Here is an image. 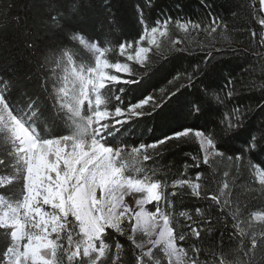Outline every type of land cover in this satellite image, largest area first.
<instances>
[{"label": "trees", "instance_id": "obj_1", "mask_svg": "<svg viewBox=\"0 0 264 264\" xmlns=\"http://www.w3.org/2000/svg\"><path fill=\"white\" fill-rule=\"evenodd\" d=\"M55 3V10L50 12L43 0H0V88H3L10 105L26 108L29 98L36 100L38 107L42 106L38 122L42 135L46 124L54 126V135L63 134L64 125L55 119L52 101L48 99V93L57 83L50 79L53 69L60 72L55 68V53L49 60L51 66L39 68L37 72L40 64L45 63L46 49L68 48L74 60L91 66L95 61L94 49L72 41L69 33L79 32L89 43H98L100 48L113 44L118 48L121 43L127 45L131 42L128 54H133L137 42L144 36L145 25L150 30L151 26L158 27L157 21L163 24L171 19L173 23L169 25L168 35L160 40V52L153 47L147 54L151 61L147 75L136 77L141 80L140 84L115 88L116 94H120V87L127 89L122 94L125 107L153 96V101L144 109L151 110L152 116L140 118L143 120L134 122L135 126L126 125L125 131L131 128V132L123 142L133 146L141 142L151 143L186 130L203 132L207 139L215 137V150L222 151L224 156L210 155L208 164L204 163L205 151L200 139L194 136L177 145L169 142L160 155L148 162V174L152 175V170L157 169L153 179L169 187L164 190V199L150 204L147 210L155 213L159 204V209L170 216V226L177 238L181 233L186 234L185 240L177 239L176 244L188 251L191 259L204 264L219 260L220 254L234 245L233 237L237 235L232 227L237 222L232 213L237 208L242 209L240 219H243L248 210L264 207V200L252 199L245 192L248 184L258 187L249 161L264 172V146L258 151L249 149L253 135L264 132V61L261 59L264 44L261 43V26L253 15L256 12L264 17V12L257 11L259 0H152L149 7L146 6L147 0H92V6L82 8L79 13H70L69 0H55ZM245 3L248 8L244 7ZM60 12L63 15L52 20L53 15ZM140 12H143L144 24L140 22ZM177 20L181 23L191 21L200 27L193 29L189 26L188 31L183 32L175 27ZM177 40L181 43L174 44ZM176 48L187 50L176 51ZM108 58L111 62L119 60L144 72L139 64L128 61L118 52L111 53ZM122 78L129 77L122 75ZM8 81L13 82L12 87H5ZM229 90L231 96L227 94ZM104 91L112 94L108 89ZM173 91L176 92L174 96L171 95ZM204 92H208L210 98ZM118 103L114 102L111 107L114 109ZM153 103L160 104V107L153 109ZM196 105L200 106V112H192ZM228 122L244 126L234 132H225ZM148 127L152 128L151 134H148ZM119 136L118 133L109 143L115 145ZM259 143L264 144V139ZM5 156L7 149L0 154V159ZM228 156L233 159L228 160ZM237 156L241 157L240 161L236 160ZM9 172L10 168H3L0 175ZM225 172L229 173L227 177ZM198 173L203 174L200 181L195 179ZM178 179L200 183L201 197L192 196L187 185L171 187ZM224 181L230 182L231 195L227 197L230 203L224 204L225 197H219L220 204H215L209 197L218 195L217 190ZM173 191L175 196L171 195ZM0 195L11 201L19 200V185L0 188ZM197 208L202 209L203 217L196 214ZM185 211L192 220L179 216ZM123 225H128L125 235L107 229L105 240L111 247L98 264H137L141 250L128 239L133 235L128 222ZM192 228L200 231L199 239L190 234ZM134 238L137 243L148 239L142 232L134 234ZM61 242L67 247L66 241ZM9 243L0 238V252H5ZM117 243L121 245L119 252ZM147 247L145 243L144 251ZM162 247L154 246L153 259L149 261L144 257V260L148 264L155 260L168 264ZM193 247L199 249L198 253H193ZM80 259L88 258L81 256Z\"/></svg>", "mask_w": 264, "mask_h": 264}, {"label": "clouds", "instance_id": "obj_2", "mask_svg": "<svg viewBox=\"0 0 264 264\" xmlns=\"http://www.w3.org/2000/svg\"><path fill=\"white\" fill-rule=\"evenodd\" d=\"M43 3L50 12L56 8L55 0H43ZM68 6L70 13H79L82 8H90L92 0H69ZM259 12H264V0H260ZM62 15L63 12L57 13L52 20ZM253 15L261 26V43L264 44V18L256 12ZM45 23L49 24V21ZM170 23L171 19L163 25L157 21L158 27L153 28L150 33L145 29L141 41L147 37L149 44L155 45L159 53L162 45L158 38L168 35ZM176 26L183 32H187L189 26L199 27L191 21L181 23L179 20ZM161 27L164 31H161ZM212 31L215 32L216 28ZM69 35L79 45H82L81 40L88 42L79 32ZM255 35L254 32L253 36ZM174 43L178 44L179 40ZM89 44L99 48L91 66L74 60L68 48H60L46 49L45 63L37 68L38 72L39 68L50 67L49 60L55 53V68L60 69V72L53 69L50 79H55L57 83L48 93V99L52 101L55 119L64 125L65 131L61 135L53 134L54 126L51 124L45 125L42 135L38 124L42 106L37 107L36 100L29 98L26 108H18L22 110V114L14 115L9 101L5 99L7 96L3 88H0V154L7 149V156L0 159V170L10 168L9 174L0 175V188L13 182L19 184L21 179L24 183L22 201L14 203V206L9 204L4 195H0V208H10V211L0 210V228H13L10 240L17 248L27 238L25 253L31 254L24 258L23 264H98L111 247L105 240L107 229L125 235L127 229L122 227L125 220L130 224L135 220L132 225L133 235H129L128 239L138 232L147 236L144 230L147 220L151 225L148 230L151 231L154 227L157 235L163 238L162 251L168 258V264H204L198 259H191L184 248L177 247V239L185 240L186 234L177 238L170 226L168 214L159 208L155 213L149 212L144 207L145 204L164 199V190L169 187L160 180L153 179L157 169L152 170V175L148 174V162L165 150L164 146L172 136L151 143L141 142L135 146L123 142V138L131 132V128L125 131L126 125L135 126L134 122L143 120L140 118L152 116L151 111L144 110L150 98L125 107L122 94L127 89L120 87V94H116V86L139 85L141 80L136 77L143 75L140 69H134L132 65L119 60L111 62L108 57L111 53L118 52L120 56H126L128 61L139 64L145 72L151 64L147 55L150 49L139 48L135 55H131L128 54L132 48L131 42L127 46L121 43L118 48L114 44L104 48H100L98 43ZM28 47L31 48L32 45L29 44ZM261 59L264 61V55ZM117 73L129 78L124 79ZM105 89L112 94L109 95ZM44 91L47 92V89ZM114 102L119 103L113 109L111 105ZM239 111L237 109V113ZM243 126L234 124L230 132ZM118 133V142L110 144L109 141L116 138ZM151 133L152 128L148 127V134ZM262 135L264 132L253 135L250 142L253 150L258 151L264 146L259 143ZM207 146L205 164H208L210 155L224 156L222 151L215 150L216 145L212 141H208ZM227 159L232 160V156ZM240 159V156L236 157L237 161ZM251 169L253 176L257 178L258 187L248 184L245 192L252 199L264 200V172H260L259 166L255 164H252ZM202 175L198 173L196 181H200ZM228 175V172L224 173L225 177ZM185 185L191 189L192 196L201 197V184L192 180H176L171 187ZM217 191L218 195L209 197L211 201L220 204L219 197H225L224 204L230 203L227 199L231 195L229 181H224ZM133 193L142 194L134 197L136 208L125 202L126 197ZM172 195L175 196L176 192ZM242 211L237 208L232 213L233 219L237 221L232 225L237 235L233 237L234 245L223 252L220 264H264V207L248 210L247 215L240 219ZM196 214L203 217L204 212L197 208ZM179 216L186 220L193 219L186 211L180 212ZM191 235L199 239L201 233L193 228ZM0 238L8 240L4 232L0 233ZM61 241H66L67 247ZM148 242V239L140 243L134 240V244L142 250ZM116 248L120 250L121 245L117 243ZM198 250L195 247L192 249ZM81 256L88 259L81 260ZM147 257L149 261L153 259L152 249L147 251ZM7 260L6 253L5 261ZM17 264H20L19 259ZM144 264L148 262L145 261ZM153 264H160V261L155 260ZM209 264H216V261H210Z\"/></svg>", "mask_w": 264, "mask_h": 264}, {"label": "snow or ice", "instance_id": "obj_3", "mask_svg": "<svg viewBox=\"0 0 264 264\" xmlns=\"http://www.w3.org/2000/svg\"><path fill=\"white\" fill-rule=\"evenodd\" d=\"M151 2H152V0H147L146 6L149 7L151 5ZM259 4H260V0H259ZM244 7L245 8H248L247 3L244 4ZM253 7H254V5H253ZM259 9L257 10L258 12H259ZM249 13L251 14V10H249ZM139 16H140V22L143 21V23H141V24H144V15H143V12H140L139 13ZM261 18H264V17H261ZM176 22L177 21L174 22L175 27H177L176 26ZM171 23H173V22H171ZM212 23L215 24L216 23L215 20H213ZM163 24H161V25H163ZM199 27H200V25H199ZM153 28H156V26H151L150 27V30H149V26L145 25L144 26V34H145V29H147V32L150 33ZM192 28L193 29H196L194 27H192ZM162 29H163V27H161V31H164V29L163 30ZM212 30H213V28H211V31ZM73 38L76 39L75 36ZM179 43H181V41H179ZM81 44L84 45L85 47L90 48V50L94 49V54H98L99 53V48L95 47L94 45H90L87 41L81 40ZM174 44H176V43H174ZM125 46H127V45H125ZM142 48H147V47H142ZM175 50L176 51H185L187 49L176 48ZM150 67L151 66H149V68ZM147 73H148V69H145V72L142 73V75L143 76H146ZM190 80H191V77H189V81ZM12 86H13V82L12 81H8L6 87H12ZM227 94H228V96H231L232 95V91L229 90V92ZM171 95L172 96L176 95V92L173 91L171 93ZM204 95L206 97H209L210 98V94L208 92H204ZM148 98H150L148 100V103L151 102V101H153V96L152 95H150ZM5 99H7V97H5ZM161 102H163V101H161ZM36 106L38 107V104ZM9 107L12 108V112H13L14 115H17L18 113L19 114H22V110H20L18 108H13L11 105H9ZM158 107H160V104H157V103H153L152 104V108L153 109L158 108ZM200 110H201V108L198 105H196V107H192V112H200ZM149 111H151V110H149ZM38 117H39V114H38ZM236 119H237V121H239L240 118H239L238 115H237ZM233 125L234 124L232 122H228L227 128L224 129L223 131H225V132L230 131ZM198 133H203V132L194 131V130L182 131L179 134L172 136V138L169 141L166 142V144H165L164 147H167L169 145V142H171L172 145H177L179 143L185 142L187 139H190V138H192L194 136L195 138L200 139L201 144L204 145L202 148L204 149L205 155H206L208 153L207 142L208 141H212V143L214 144L215 137H213L212 139H206L205 140V139H202V137L204 136V133L202 135H197ZM262 139H264V135H262L260 137V140H262ZM252 140H253V138H252ZM257 142H259V141H257ZM249 149L250 150L252 149V143L249 144ZM232 159H233V157H232ZM249 166L252 167L251 161H249ZM178 180H186V179H178ZM188 180H190V179H188ZM14 184H17V183L13 182L10 185H14ZM18 185H19V188H20V199H19V201L17 203H19V202L22 201V197L24 195V183H23V179L20 180V182H19ZM173 192H175V191H173ZM172 193H171V195H172ZM213 196H215V195H213ZM158 208H159V204H157V209ZM149 227H151V225L146 220L145 221V224H144V230H145V232H147V236H148V240H149V242L147 244L153 245V246H156V247H159L162 244V242H163V238L157 235L156 230H155L154 227L152 228L151 231H149L148 230ZM0 230H3V232L5 233V236L8 237V241L10 242L9 245L7 246V250L5 252H0V264H17V260L18 259L20 261V264H23L24 258L26 256H28V255L31 254L30 252L25 253V244L27 243V238L25 240L21 241L20 244H19V246H18V248H17V245L14 244V243H11V240H10L11 232L13 231V228H11V227H9V228H0ZM195 230H196V232H199L200 233V231H198L196 228H195ZM130 231L132 232V226H130ZM209 231H211V228H209ZM190 234H192V230H191V233ZM182 235H184V234L181 233L179 236H182ZM154 236L157 237V238L156 239H153ZM129 240H131L133 242V244H134V240H135L134 237H130ZM137 248H139L141 250L140 254L137 255V264H144V262H145L144 257H147V251H144V246H143V250H142L141 247H137ZM9 249H11V251H9ZM117 251L119 252L118 249H117ZM198 251H193V253L194 254L195 253H198ZM173 252L175 254V250H173ZM6 253L8 254V260L7 261H5V259H4ZM222 258H223V252L221 253V258L220 259H222ZM220 259L216 261V264H220Z\"/></svg>", "mask_w": 264, "mask_h": 264}, {"label": "rangeland", "instance_id": "obj_4", "mask_svg": "<svg viewBox=\"0 0 264 264\" xmlns=\"http://www.w3.org/2000/svg\"><path fill=\"white\" fill-rule=\"evenodd\" d=\"M163 30V29H162ZM163 37H159L158 39H159V42H160V40L162 39ZM142 47H147V48H149L150 50H151V48H153V47H155V45H150L149 44V41H148V38L146 37V38H144L142 41H140L139 42V44H138V46L136 47V49H135V51H134V53L133 54H131V55H135L136 54V52L139 50V48H142ZM143 55V54H142ZM117 75H119L118 73H117ZM202 139H207L205 136H203L202 137ZM209 151H211V149H209ZM260 172H262V171H260ZM258 175H259V173H258ZM97 195L99 196L100 195V193L98 192L97 193ZM140 195H142V194H139V193H133V195H130V196H128V197H126V199H125V202L127 203V204H129L132 208H136V204H135V199H134V197H139ZM7 199V198H6ZM9 200V199H8ZM19 200H17V201H11V200H9V204H11V205H13L14 206V203H16V202H18ZM156 201H153V202H151V203H148V204H145L144 205V207H145V209L147 210V207L150 205V204H152V203H155ZM0 210H3V211H10V208H0ZM138 210V209H137ZM148 211V210H147ZM150 212V211H149ZM125 222H128L127 220H125ZM128 224H129V226H132V225H134L135 224V220H133L132 222H131V224L128 222ZM122 227H124V225H122ZM128 227V225L126 226V227H124V228H127ZM157 231H159V229H157ZM148 238V237H147ZM157 237H153V239H156ZM162 245V244H161ZM154 246L153 245H149L148 244V247L146 248V251H148L149 249H152ZM178 247V246H177ZM178 248H180V247H178ZM173 259H175V258H173Z\"/></svg>", "mask_w": 264, "mask_h": 264}]
</instances>
